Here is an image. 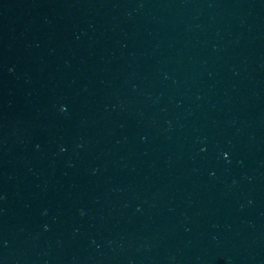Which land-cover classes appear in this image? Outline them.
Segmentation results:
<instances>
[{
	"label": "water",
	"instance_id": "obj_1",
	"mask_svg": "<svg viewBox=\"0 0 264 264\" xmlns=\"http://www.w3.org/2000/svg\"><path fill=\"white\" fill-rule=\"evenodd\" d=\"M0 264H264V0H0Z\"/></svg>",
	"mask_w": 264,
	"mask_h": 264
}]
</instances>
